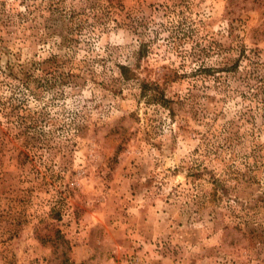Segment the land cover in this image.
Listing matches in <instances>:
<instances>
[{"label": "rangeland", "instance_id": "1", "mask_svg": "<svg viewBox=\"0 0 264 264\" xmlns=\"http://www.w3.org/2000/svg\"><path fill=\"white\" fill-rule=\"evenodd\" d=\"M131 257L264 264V0H0V264Z\"/></svg>", "mask_w": 264, "mask_h": 264}, {"label": "trees", "instance_id": "2", "mask_svg": "<svg viewBox=\"0 0 264 264\" xmlns=\"http://www.w3.org/2000/svg\"><path fill=\"white\" fill-rule=\"evenodd\" d=\"M155 85H156V87H154V89L155 90H157L156 92V96H158V98H159V100H161V101H164V100H166V98L164 97V94H163V92L161 91H159L158 89H159V85L157 84V83H154ZM148 86V83L146 82V81H144V83H143V86H142V88L143 89H146V87Z\"/></svg>", "mask_w": 264, "mask_h": 264}, {"label": "built area", "instance_id": "3", "mask_svg": "<svg viewBox=\"0 0 264 264\" xmlns=\"http://www.w3.org/2000/svg\"><path fill=\"white\" fill-rule=\"evenodd\" d=\"M126 264H141L139 260L135 257L129 258V260L126 262Z\"/></svg>", "mask_w": 264, "mask_h": 264}]
</instances>
